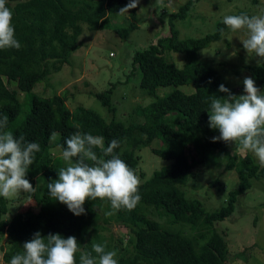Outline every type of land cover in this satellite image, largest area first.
<instances>
[{
  "label": "trees",
  "instance_id": "obj_1",
  "mask_svg": "<svg viewBox=\"0 0 264 264\" xmlns=\"http://www.w3.org/2000/svg\"><path fill=\"white\" fill-rule=\"evenodd\" d=\"M198 0H186L170 12L168 33L154 43L135 50L131 63L140 70L139 86L152 95L158 86L174 85L168 94L158 97L144 106L135 107L143 120L132 119L128 123L112 116L105 119L96 110L82 105L69 109L66 96L53 94L42 97L33 91L40 82L59 72L70 61L79 46V36L86 23L91 30L114 29L122 38L138 27L136 11L130 9L128 25L114 27L109 14L118 12L129 0H7L13 11L15 38L20 48L0 50V118L8 117L7 130L26 142H36L40 151L35 154L27 179L43 173L47 183L58 178L60 167L66 166L55 155L52 147L63 150L65 140L75 131L91 133L104 138V147L113 139L119 141L114 151L135 170L139 169L137 149L158 137L163 145L152 146L159 156L170 159L155 168L150 176L139 178L141 200L132 211L112 212L107 200H89L84 205L86 214L76 216L67 206L52 200L46 184L39 194V206L19 210L11 218H5L9 199L0 197V235H7L10 246L3 258L10 264L13 255L22 251L25 241L40 231L44 236L60 233L67 238L75 236L80 251H91L92 243H107V250L117 252L118 264H225L229 249L224 231H218L216 223L228 217L235 208L238 195L252 186L254 177H264V168L252 153L233 154L227 166L239 176L237 186L230 189L225 204L208 211L202 200L186 196L183 186L193 176L201 161L209 164L225 152L228 144L212 142L218 130L209 127V104L205 99L212 95L223 97L219 85L227 84L210 61L201 58V50L222 38L220 29L228 31L222 20L215 23L212 31L201 36H183L176 27V20H186ZM248 14L239 9L231 15ZM180 53L184 57L182 67L169 60L166 52ZM255 82L264 85V62L247 66ZM15 83L17 89H10ZM193 85L191 92L176 86ZM115 84L95 96L105 109L114 113L111 92ZM228 88V87H227ZM235 95H242L231 89ZM25 93V102L19 98ZM79 124L76 129L73 125ZM59 131L56 140L50 134ZM102 155L100 149H95ZM75 162V158H74ZM35 181V180H33ZM111 213V214H109ZM115 224L125 228L129 238L108 239L102 233ZM79 252L77 264H79Z\"/></svg>",
  "mask_w": 264,
  "mask_h": 264
},
{
  "label": "rangeland",
  "instance_id": "obj_2",
  "mask_svg": "<svg viewBox=\"0 0 264 264\" xmlns=\"http://www.w3.org/2000/svg\"><path fill=\"white\" fill-rule=\"evenodd\" d=\"M184 1L186 0H139L134 9L138 27L124 38L114 29L91 30L84 23L82 34L79 36V46L72 53L70 61L59 72L37 84L33 91L47 98L55 93L61 94L66 96L69 109L73 110L82 105L87 109L96 110L105 119L114 116L124 123L132 119L143 120V116L135 112V107L144 106L158 97L165 96L175 86H158L154 94H147V91L139 86L140 70L131 63L133 52L148 47L158 37L167 34L170 12L176 10ZM239 9H247L251 15L264 14V0H198L188 18L176 20L175 24L181 32V37L201 36L212 31L215 23L223 20L225 15H231ZM129 14L130 10L124 13L112 12L109 14V21L114 27L128 25ZM242 38H246L244 31L231 32L228 29L220 40L201 50V58L210 61L222 74L227 87L237 90L240 94H244L243 79L252 78L247 66L264 62H258L254 56H248L240 41ZM165 56L174 61L176 66L182 67V54L169 51ZM112 83L115 84L110 94L112 105L115 107L114 113L105 109L95 96L96 92L107 89ZM256 85L264 92V85L258 82ZM8 87L17 89L15 83L9 84ZM176 87L186 92L194 90L193 85ZM19 95L21 100L26 97L25 93ZM56 133L58 137L60 132ZM162 145V141L156 137L149 145L137 149L136 153L140 156L137 169L140 171L137 174L139 178L150 176L155 168L170 161L151 150L152 146ZM52 150L55 155L62 151L58 145L53 146ZM246 152L248 151H240L232 144L228 145L225 152L219 153L214 163L201 161L196 165L193 176L189 177L183 186L185 195L200 198L208 211L220 208L225 204L229 190L239 182L237 171L227 166V160L233 154L243 155ZM253 156L255 157L254 154ZM255 159L257 160L256 157ZM33 180L29 179L35 191L21 192L9 199L5 218H11L17 211L25 208H38L39 194L47 184V177L39 173ZM216 227L218 231H224L229 249V258L225 264H264V177L252 179V186L238 195L234 211L224 220L218 221ZM125 230L112 224L102 233L108 239L121 237L126 243L129 237L125 235ZM9 246L8 236L0 235V264H8L3 254Z\"/></svg>",
  "mask_w": 264,
  "mask_h": 264
},
{
  "label": "clouds",
  "instance_id": "obj_3",
  "mask_svg": "<svg viewBox=\"0 0 264 264\" xmlns=\"http://www.w3.org/2000/svg\"><path fill=\"white\" fill-rule=\"evenodd\" d=\"M138 3L139 0H129L119 12H128ZM13 15L7 0H0V50L20 48ZM222 23L231 32L244 31L246 38L240 41L248 56L264 61V14L225 15ZM219 31L223 36L225 29ZM242 83V95L237 96L220 84L218 91L226 95H212L210 101L205 99L204 103L210 105L206 110L209 127L219 132L211 139L252 152L264 168V92L251 77H245ZM7 127L8 117L3 116L0 118V197L6 200L21 192L35 191L26 177L35 154L40 151L38 143L26 142L23 136H15ZM73 127L79 129L80 125ZM56 137L57 133L51 132L50 140ZM64 143L60 158L66 166L59 168L57 179L46 184L52 200L66 205L76 216L86 214V202L98 198L107 200L112 212L132 211L137 207L141 200L140 180L135 170L114 151L119 147L118 140L113 139L104 147L102 136L77 130ZM95 149H100L102 155ZM78 252L79 264H118L117 252L107 250L106 242H93L91 251L82 252L75 236L65 238L60 233L44 236L40 231L23 243L22 251L12 256L10 264H77Z\"/></svg>",
  "mask_w": 264,
  "mask_h": 264
}]
</instances>
